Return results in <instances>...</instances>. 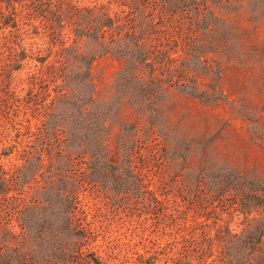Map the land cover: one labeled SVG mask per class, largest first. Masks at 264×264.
Listing matches in <instances>:
<instances>
[{
	"label": "rangeland",
	"instance_id": "374dc122",
	"mask_svg": "<svg viewBox=\"0 0 264 264\" xmlns=\"http://www.w3.org/2000/svg\"><path fill=\"white\" fill-rule=\"evenodd\" d=\"M70 1L86 5L103 0ZM234 5L216 10L227 20L228 48L223 54H207L220 63V99L205 104L187 94L169 93L157 106L156 122L144 143L131 154L134 174L158 203L142 205L119 178L115 199L87 184L78 188L80 202L69 224L58 216L64 209L36 207L30 231L23 235L19 212L34 182L20 187L6 183L0 194V264H174L181 238L204 235L214 223H227L232 232L241 229L242 215L230 200L209 196L204 189L222 187L229 171L264 180V0H237ZM1 23L0 17V174L21 163L33 129L24 126L28 110L13 97L24 95V78L35 61L22 59L17 67L12 53L46 46L41 33H22L24 27L14 31ZM83 42L77 40L78 45ZM119 68L120 62L109 53L90 65L96 106L106 112L104 150L113 166L122 162L119 136L128 134L127 125L137 123L133 108L115 90ZM39 157L36 178L48 164L46 154ZM124 188L128 192L122 193ZM71 243L75 247L66 251ZM260 245L264 249V230ZM190 264L208 262L193 255Z\"/></svg>",
	"mask_w": 264,
	"mask_h": 264
},
{
	"label": "trees",
	"instance_id": "16d2710c",
	"mask_svg": "<svg viewBox=\"0 0 264 264\" xmlns=\"http://www.w3.org/2000/svg\"><path fill=\"white\" fill-rule=\"evenodd\" d=\"M236 1L103 0L78 5L70 0H0L1 24L46 38L44 48L25 50L17 45L20 51L12 53L17 67L22 59L35 61L24 78V95L13 97L28 110L24 126L33 128L30 139L21 151V163L0 174V194L6 183L20 187L34 182L19 212L23 235L30 231V218L36 217L31 210L36 207L64 209L58 216L69 224L71 211L80 202L78 188L87 184L115 199L119 178L142 205L158 203L134 174L131 154L144 143L156 122L157 106L169 93L187 94L205 104L220 99L216 85L220 63L207 54H223L228 48L227 20L216 10L233 9ZM77 40L84 41L83 46ZM107 53L120 62L115 90L137 117V123L127 125L128 134L118 139L122 166L111 165L104 150L106 112L96 106L90 75L92 60ZM30 118L35 119L33 124ZM43 153L48 164L36 178ZM221 184L204 187L205 192L230 200L236 214L242 215L241 229L232 232L227 223H214L204 235L181 238L174 264H190L193 255L208 264H264L260 245L264 180L229 171ZM252 211L256 216H250ZM76 243L66 245V251Z\"/></svg>",
	"mask_w": 264,
	"mask_h": 264
}]
</instances>
